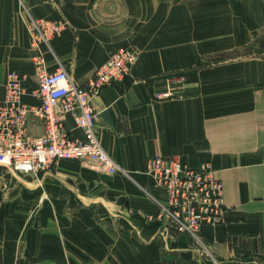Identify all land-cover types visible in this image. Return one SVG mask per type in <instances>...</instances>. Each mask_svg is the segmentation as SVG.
Returning <instances> with one entry per match:
<instances>
[{"label": "crops", "instance_id": "crops-1", "mask_svg": "<svg viewBox=\"0 0 264 264\" xmlns=\"http://www.w3.org/2000/svg\"><path fill=\"white\" fill-rule=\"evenodd\" d=\"M30 19L63 27L35 49ZM263 27L262 0H0V105L15 74L22 103L37 108V55L79 85L119 50L138 56L93 99L116 173L81 160L37 176L0 166V264H264ZM225 51L234 58L202 66ZM63 127L82 138L70 117ZM25 129L41 136L42 119L28 116ZM156 155L209 162L222 183L224 221L200 231L209 255L160 222L147 175Z\"/></svg>", "mask_w": 264, "mask_h": 264}, {"label": "built area", "instance_id": "built-area-1", "mask_svg": "<svg viewBox=\"0 0 264 264\" xmlns=\"http://www.w3.org/2000/svg\"><path fill=\"white\" fill-rule=\"evenodd\" d=\"M62 24L47 20L30 19L28 28L32 46L58 35ZM133 49L113 53L94 71L82 85L76 84L68 72L60 67L48 73L37 55L34 96L39 100L37 108L22 103L21 79L8 76L4 101L0 105V166L8 171L37 176L61 160H81L102 173L112 175L118 171L115 162L99 143L95 127L99 113L93 105L104 87L119 85L129 75L136 61ZM180 83L169 81L168 85ZM167 89L156 95L157 99L172 97ZM39 116L44 133L35 138L26 136V119ZM70 117L82 138L72 137L63 127ZM147 175L157 195L151 196L160 208V222L181 237L191 239L204 255H209L200 231L205 225L224 221L226 208L222 201V183L213 175L209 162L191 167L177 157L156 155L147 161Z\"/></svg>", "mask_w": 264, "mask_h": 264}, {"label": "rangeland", "instance_id": "rangeland-1", "mask_svg": "<svg viewBox=\"0 0 264 264\" xmlns=\"http://www.w3.org/2000/svg\"><path fill=\"white\" fill-rule=\"evenodd\" d=\"M263 2V12H264V0H262ZM260 37H263V41H264V27L263 29L261 30V33L258 34V38ZM254 43V42H253ZM133 49V48H132ZM253 49V45H250V46H246L244 48V51L246 54H250V55H254V53L251 52V50ZM134 50V49H133ZM135 51V50H134ZM136 52V51H135ZM226 52V51H225ZM231 52L229 53H225L224 55H221V54H215V55H210V56H203L201 59H202V66H207V67H210V66H216L218 62H221L223 59L226 60V58L230 57V58H234L233 54L231 56L230 55ZM137 54V53H136ZM229 54V55H227ZM259 57H263L264 58V53L262 55H257ZM138 56L136 55V60H137ZM36 62V61H35ZM136 62V61H135Z\"/></svg>", "mask_w": 264, "mask_h": 264}]
</instances>
